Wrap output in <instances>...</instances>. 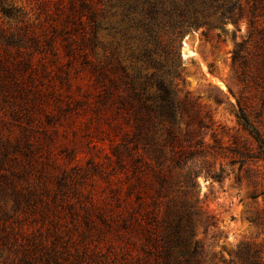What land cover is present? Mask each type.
Instances as JSON below:
<instances>
[{
	"label": "trees",
	"instance_id": "trees-1",
	"mask_svg": "<svg viewBox=\"0 0 264 264\" xmlns=\"http://www.w3.org/2000/svg\"><path fill=\"white\" fill-rule=\"evenodd\" d=\"M147 4L120 11L140 31L127 59L118 42L100 40V31L116 32L111 1L45 0L39 24L33 9L1 7L0 264H201L197 228L215 223L196 190L200 178L225 173L210 159L264 162V0H209V13L191 21L181 7L174 18L162 1ZM242 22L232 67L243 94L229 90L256 148L220 145L211 117L180 96L182 72L170 58L189 28ZM249 89L260 109L247 103ZM81 117L74 133L89 151L108 145L104 160L79 163L78 146L60 142L61 128ZM235 255L237 264H264L256 244Z\"/></svg>",
	"mask_w": 264,
	"mask_h": 264
},
{
	"label": "rangeland",
	"instance_id": "rangeland-1",
	"mask_svg": "<svg viewBox=\"0 0 264 264\" xmlns=\"http://www.w3.org/2000/svg\"><path fill=\"white\" fill-rule=\"evenodd\" d=\"M44 1L0 0V9L11 4L28 11L33 9L31 15L38 23L39 5H42ZM103 1L105 4L111 1L118 8L114 9L116 16L109 18V24L111 27L114 25L116 32L110 29L102 30L100 40L106 45L118 42L120 52L127 59L130 56L127 45L132 43L134 49H137L140 42H135L134 39L140 31L136 30L137 26L133 22H127L125 25L120 11L123 8L140 11L143 7L148 8V1L154 0ZM156 1H162L163 8L169 13L172 12L174 18H177L176 8L184 9L190 21L196 17V11L200 13L205 9L209 13V0ZM0 20H2L1 15ZM42 24L44 28L47 27L45 23ZM123 27L127 30V34H123ZM246 34V22H242L239 27L228 24L210 30L208 26L192 27L178 39L177 53L174 48L170 51L171 60L177 63L178 71L182 72V81H176L180 96L191 98L201 109L202 114H208L211 117L215 137L220 145L226 147L237 140L240 146L256 148L249 131L236 117L237 100L229 90V88L232 89L236 97L243 94L244 86L238 82L233 71L232 51L235 43L240 42ZM104 54L105 50L100 46L98 58H103ZM80 83L85 87L88 84L87 81H80ZM244 96L248 98L247 103L250 106L257 107L259 96L256 91L249 89L248 92H244ZM217 100L221 103H217ZM260 107L261 104L257 108L260 109ZM80 119L71 127L61 128L60 142L69 146L73 144L78 146L79 163L85 164L92 156L97 157L98 161L104 160L108 145H99L104 151H89L83 143L82 134L74 133L75 127L84 118ZM260 129L264 134V116H262ZM8 133V130L3 131L5 135ZM13 133L17 134L14 128ZM207 140L213 144L212 132L208 133ZM226 155L224 153L210 159L217 169L224 167L223 179L218 182L200 178L199 187L196 190V193L201 195L207 215L215 223V227L197 228V238L202 246L201 264H237L235 254L242 244L252 243L264 247V162L248 161L243 167L232 166L231 159Z\"/></svg>",
	"mask_w": 264,
	"mask_h": 264
},
{
	"label": "water",
	"instance_id": "water-1",
	"mask_svg": "<svg viewBox=\"0 0 264 264\" xmlns=\"http://www.w3.org/2000/svg\"><path fill=\"white\" fill-rule=\"evenodd\" d=\"M183 48V47H182Z\"/></svg>",
	"mask_w": 264,
	"mask_h": 264
}]
</instances>
